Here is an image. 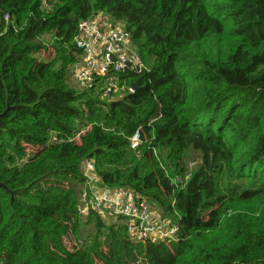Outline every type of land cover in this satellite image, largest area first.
<instances>
[{
  "label": "trees",
  "instance_id": "obj_1",
  "mask_svg": "<svg viewBox=\"0 0 264 264\" xmlns=\"http://www.w3.org/2000/svg\"><path fill=\"white\" fill-rule=\"evenodd\" d=\"M97 11L149 66L118 74L133 92L70 79ZM88 161L98 186L175 216L178 239L84 220ZM0 183V264H264V0H0Z\"/></svg>",
  "mask_w": 264,
  "mask_h": 264
},
{
  "label": "built area",
  "instance_id": "obj_2",
  "mask_svg": "<svg viewBox=\"0 0 264 264\" xmlns=\"http://www.w3.org/2000/svg\"><path fill=\"white\" fill-rule=\"evenodd\" d=\"M8 18L9 16L5 15V20ZM74 42L78 53L72 66V76L81 87H89L97 80L100 81L98 93L102 98L124 90L134 91L130 85L125 84V81L122 83L119 80L118 74L121 71L132 70L140 74L149 68L142 60L124 23L113 20L103 12L97 11L79 22ZM139 134V131L135 130L131 136L132 147L140 142ZM192 168L188 167V171L177 179L187 180ZM93 170V163L88 161L85 165V174L93 178V183L89 184L90 196L87 197L85 193L82 198L80 212L83 216L92 210L122 217L127 225L128 237L134 242L169 243L178 239L179 221L175 216L164 214L158 207L152 206L123 187L95 191L93 184L96 180L92 174Z\"/></svg>",
  "mask_w": 264,
  "mask_h": 264
},
{
  "label": "rangeland",
  "instance_id": "obj_3",
  "mask_svg": "<svg viewBox=\"0 0 264 264\" xmlns=\"http://www.w3.org/2000/svg\"><path fill=\"white\" fill-rule=\"evenodd\" d=\"M44 39L46 40V42H47V41H50L49 36H46ZM47 50H48V52H47V51H42V52H43V56L48 58L49 55H50V56L53 55L54 50L51 48V46H48V47H47ZM70 79H71L72 81H74L72 75L70 76ZM186 160H187L186 162H187L188 167H191V168L197 166L198 163H199L198 157H197V155H196L195 153L192 154L190 157H188ZM83 193H86L85 190L82 192V198H83V196H84ZM81 202H82V201H81ZM87 214H88V213H87ZM101 214H102V216H103L104 218H108L109 223H111L112 221L114 222V221L117 220V218L119 217V216H115V215L109 216V215L112 214V213L105 212V211L102 212ZM121 218H122V217H121ZM86 219H87V216H86V217L84 216V220H86ZM82 225H83V226L81 227V229L83 230L84 234H86V233H88V232H90V231L92 230V225H90V224H89V225H87V224H82ZM65 241H66V244H67V246H68L69 248L72 247V245H73V243H74V239L72 238V236L66 237V238H65ZM96 264H101V263H100L99 261H97Z\"/></svg>",
  "mask_w": 264,
  "mask_h": 264
},
{
  "label": "water",
  "instance_id": "obj_4",
  "mask_svg": "<svg viewBox=\"0 0 264 264\" xmlns=\"http://www.w3.org/2000/svg\"><path fill=\"white\" fill-rule=\"evenodd\" d=\"M131 87L133 88V90H136L138 87H140V79H136L135 81L131 82Z\"/></svg>",
  "mask_w": 264,
  "mask_h": 264
},
{
  "label": "crops",
  "instance_id": "obj_5",
  "mask_svg": "<svg viewBox=\"0 0 264 264\" xmlns=\"http://www.w3.org/2000/svg\"><path fill=\"white\" fill-rule=\"evenodd\" d=\"M94 190L97 191V192H101L103 190H106L105 187H100V186H97V183H94ZM99 187V188H98Z\"/></svg>",
  "mask_w": 264,
  "mask_h": 264
}]
</instances>
